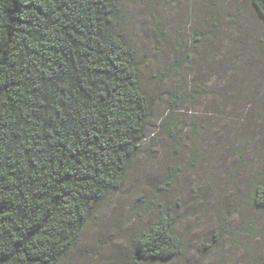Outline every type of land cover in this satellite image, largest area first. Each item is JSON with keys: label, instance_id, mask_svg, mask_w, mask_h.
<instances>
[{"label": "trees", "instance_id": "16d2710c", "mask_svg": "<svg viewBox=\"0 0 264 264\" xmlns=\"http://www.w3.org/2000/svg\"><path fill=\"white\" fill-rule=\"evenodd\" d=\"M250 2L264 25V0ZM127 28L118 0H0V264H72L67 255L97 205L124 185L152 114ZM179 105L169 103L160 124L170 139L179 137L171 115ZM193 128L186 156L174 146L176 161L139 196V216L168 193L183 165L200 162ZM229 150L245 171V146ZM248 170L242 196L250 213L231 232L217 224L216 243L251 237L255 216L264 215V165ZM157 206L136 230L131 264L184 252L180 214L167 201Z\"/></svg>", "mask_w": 264, "mask_h": 264}, {"label": "rangeland", "instance_id": "374dc122", "mask_svg": "<svg viewBox=\"0 0 264 264\" xmlns=\"http://www.w3.org/2000/svg\"><path fill=\"white\" fill-rule=\"evenodd\" d=\"M118 3L127 16L139 84L151 98L152 114L124 185L97 205L66 259L72 264H131L136 230L156 215L157 204L167 201L180 214L177 231L184 252L147 264H264V215L255 216L256 230L240 242L222 237L216 243L211 236L217 224L231 232L240 215L250 213L243 180L249 165H264L262 21L250 0ZM172 95L180 104L171 113L178 126L174 139L160 126ZM193 125L203 151L200 162L194 170L183 165L168 193L139 216L144 209L139 196L151 193L167 162L186 156L196 135ZM229 145L245 146V171Z\"/></svg>", "mask_w": 264, "mask_h": 264}]
</instances>
